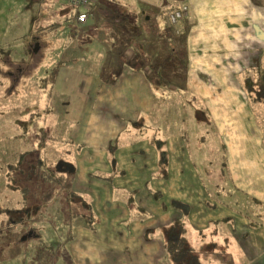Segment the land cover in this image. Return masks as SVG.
Returning a JSON list of instances; mask_svg holds the SVG:
<instances>
[{"label":"rangeland","instance_id":"rangeland-1","mask_svg":"<svg viewBox=\"0 0 264 264\" xmlns=\"http://www.w3.org/2000/svg\"><path fill=\"white\" fill-rule=\"evenodd\" d=\"M173 1L99 2L94 11L98 19L96 17L92 25L91 22L85 24L86 27L91 26L89 29H84V25L72 26L69 20L67 22L66 18L70 17L73 8L69 9L63 0H9L8 3H0V48L11 49L10 52L0 50V264H73L69 247H72L71 241H76L75 236L107 233L102 227V220L109 215L105 216L100 207L96 213L92 199L79 192L76 193L84 197L85 205L78 203L76 198L70 199L67 193L71 189L68 168L62 166L59 172L54 167L64 161L72 167L81 157L82 147L77 146L74 139L89 142L90 129L88 122L84 124L85 119L89 117L97 124L102 109H109L105 101L98 99V95L103 94L109 82H115L125 62L127 67L135 63V68L145 75L147 89L154 95L153 108L150 105L147 111H141L138 114L141 116L135 118L134 127L126 124V120L122 121L123 127L128 130L117 132V128L113 132V151L122 145V139H147L154 145L156 136L164 140L173 133H179L186 138L187 151L205 196V199L203 194L186 198L191 202L206 203L208 208H212L210 205L229 203L226 199L230 200L228 195L231 192L234 204H244L239 197L243 195L235 193L231 186L234 184L233 174L245 175L246 159L242 158L238 163L231 160L236 165L234 173H230L228 168V176H221L222 161L227 164L226 156H229L227 148L215 132L214 122L201 112L204 107L200 98L185 86L188 77L187 66L182 61L180 23L189 15L190 4L180 0L170 4ZM184 7L188 11L177 16L174 11ZM150 10L159 16L164 15L161 23L164 25L166 19L165 27L173 34L174 50H166L164 43L160 47L156 44L165 42L166 37L160 31L156 35L158 24ZM139 33L142 35L139 36ZM31 39L35 41H31L29 50L21 51ZM9 54L18 59V63L9 60ZM23 54L28 57L21 58ZM136 58L141 62L136 63ZM157 72L162 73L161 76L171 84L156 89L155 82L160 79ZM251 79L256 77L251 75ZM248 85L252 89L258 88L253 83ZM260 91L264 93L262 87ZM250 99L248 102L254 108V120L246 112L243 113L242 132L246 137L251 134V121H256L261 136H258L255 147L241 145L240 148L245 155L247 150V155L256 159L264 155V104ZM87 113L88 116H85ZM132 132L135 135L130 137ZM233 137L231 132L228 138ZM128 145L131 144L123 146ZM157 149V168L151 171L150 176L154 178L153 182L163 186L170 164L169 160L167 163V154H161L163 149ZM112 155L110 152L111 158ZM33 167L37 170L51 167L61 182H44L30 175ZM240 168H243L242 172ZM112 169L110 174L100 172L98 175L103 177L95 176L94 179L109 183V196L115 202V209L116 201L121 202L128 209L129 218H143L145 215L134 204L139 199V193L142 194L139 203L148 204L150 200L145 199L142 193L147 191L151 193L148 197L153 204L162 203L161 199L154 197V194L160 193L159 189L141 188L139 192L125 188V179L117 182V171ZM24 187L27 190H22ZM174 205L184 204L174 201ZM178 208L181 217L182 210L188 212L189 207ZM245 212L246 207L242 206L241 213ZM262 212L259 210L258 214ZM225 221L229 220L221 222ZM108 230L111 229L108 227ZM212 231L215 229L212 228ZM113 232L117 234L110 231ZM209 261L202 259L201 264H212ZM234 262L240 264L241 260Z\"/></svg>","mask_w":264,"mask_h":264},{"label":"crops","instance_id":"crops-1","mask_svg":"<svg viewBox=\"0 0 264 264\" xmlns=\"http://www.w3.org/2000/svg\"><path fill=\"white\" fill-rule=\"evenodd\" d=\"M8 1L0 0V3ZM176 1L178 0L170 4ZM180 1L190 4L189 15L180 23V36L183 38L180 40L183 43L182 61H185L187 66L188 77V84L185 86L190 88L189 91L196 93L204 107L201 112L207 114L210 121L214 122L217 129L215 132H218L227 148L229 156L226 157L230 173H234L236 166L231 160L238 163L240 159H246L245 175L232 176L234 184H231V187L235 193L255 198L264 204V155L253 159V156L247 155V150L245 155L240 148L241 145L255 147L258 136H261V129L256 121H251V134L248 133L247 137L243 134L241 115L246 112V115L254 120V108L248 102L250 97L264 104L261 102L264 101V93L260 91L264 83L261 75V71H264V0ZM150 14L154 17L156 25L158 24L156 35L157 31H160L166 37L165 42L156 44L160 47L164 43L166 50H174L173 34L169 33L167 26L165 27L166 19L164 25L161 23L164 15L159 16L151 10ZM95 16L93 13V20L88 18L85 24L95 23ZM72 25L75 24L72 22ZM89 27L91 26H85L84 29ZM141 35L142 33H139V36ZM33 40L35 41L31 39L21 51L29 50ZM0 50L11 51L9 48ZM26 55L23 54L21 58L28 57ZM7 56L12 62L18 63V59H13L10 54ZM135 62L141 61L136 58ZM126 66L125 62L115 82L107 81L106 83H109L102 91L103 94L98 95V99L105 101L109 106L107 110L102 109L100 121L95 124L89 117L85 119L84 124L88 122L90 129L89 142L74 139L77 146L82 147L81 157L76 159L72 167H68L66 161L62 165L68 168L70 188L92 199L96 213L100 207L105 216L109 215L102 220V227L107 233L82 237L77 235L74 237L76 241H71L72 247L69 248L73 264H169L166 255V258L164 257L161 231L165 225L174 223L181 215L174 201L189 207L185 223L187 240L191 244L197 243V246H207L204 250L206 252L199 256L201 259L211 260L209 263L212 264H222L224 260L227 262L232 257V260H241L240 264H264V224L257 222V227H253L250 222L256 219L253 220L252 214L247 215L251 213L250 210L246 208V213H241L244 204H234L231 200L229 204H216L208 208L206 203L191 202L186 198L203 194L205 199V196L200 177L193 169L185 137L179 133H173L164 140L156 136V141L153 142L156 147L147 139H122V145L113 151V132L117 128V132L128 130L123 127L122 121L126 120V124H132L134 127L135 118L141 116L138 114L147 111L150 105L153 108L154 95L147 89L148 81L145 75L135 68V63L130 67ZM251 75L256 79H251ZM194 79L197 90H194L190 83V80ZM248 83H253L254 87L258 86L259 90H248ZM144 100L146 102H143ZM85 116H88V113ZM231 132L232 137L235 135L232 139L228 138ZM80 135L79 133V138ZM125 143L131 145L123 146ZM157 148L163 149L161 154H167V163L169 160L170 164L165 172L167 177L163 186L159 182H153L154 178L150 176L151 171L157 168ZM110 152L113 154L112 158ZM161 160L166 161L164 158ZM112 168L117 171V182L125 179V188L139 192L141 188L159 189L165 208L161 203L153 204L148 197L151 193L147 191L142 193L145 199L150 200L148 204L139 203L142 199L141 193L136 201L144 210L143 218H129L130 213L121 202L116 201L115 209V202L109 196V183L97 182L93 175L95 171L110 174ZM240 169L242 172L243 168ZM120 170L123 172L120 173ZM254 206L252 210H256V205ZM225 219L229 221L221 222ZM108 227L111 230H108ZM212 228L215 229L214 232H211Z\"/></svg>","mask_w":264,"mask_h":264},{"label":"trees","instance_id":"trees-1","mask_svg":"<svg viewBox=\"0 0 264 264\" xmlns=\"http://www.w3.org/2000/svg\"><path fill=\"white\" fill-rule=\"evenodd\" d=\"M64 4L66 5L67 1L63 0ZM99 2H104V0H93V3L90 6L89 9V13L90 16L89 17L91 20H93V13L95 11V7ZM67 6V5H66ZM70 9V6H67ZM73 10H70V17H67L66 20H70L71 22H73L75 25L72 26H80V25H84V23H77L75 21V18L73 16ZM97 16H95L96 18ZM98 19V17H97ZM71 24V23H70ZM91 28V27H89ZM183 44V43H181ZM127 67V66H126ZM159 76V80L158 82H155V88H161L163 85H170V81L165 78H163V76H161L160 73H158ZM261 75H262V79L264 81V71H261ZM183 88V87H182ZM251 88H248V90H250ZM261 89V88H260ZM262 89L264 90V83L262 84ZM263 94V93H262ZM206 115V114H204ZM197 117V116H196ZM183 118H185V116H183ZM202 118L199 117V121H201ZM222 147L224 148L223 144ZM40 163V161H38ZM225 166V167H223ZM41 169H36V167H33L32 170L34 171H29L30 175H35L36 177H38V179H41L44 182L47 181H51V182H61L60 177L55 176V174L53 173V170L51 169V167H45ZM98 174L100 173H95L93 174L94 176L98 177V178H102L101 176H99ZM220 174L221 176L225 175L228 176L229 172H228V166L227 164L222 161V165H221V169H220ZM220 180V178H218ZM27 190L26 187L22 188V190ZM68 195H70L71 197H69L70 199L76 198V200L78 201V203H82L84 204V197L82 195H80L79 193H76L74 191H72L71 189L67 190ZM232 198L233 194L230 192V194L228 195ZM25 198V196H23ZM73 197V198H72ZM154 197H156L158 200L161 199L162 195L161 193H156L154 194ZM240 199H242L244 201V205L246 208H248L250 210V214L247 215H253V221L251 220V225L253 227H257L258 223H263L264 224V204L260 201H258L255 198H251L248 196H239ZM230 198V200L227 198L226 201H228L229 203H231L232 199ZM225 200V199H224ZM241 201V200H240ZM227 203V204H229ZM176 204V203H175ZM85 205V204H84ZM137 210H139V212H143V208L136 205V203L134 204ZM161 205L163 206V208H165V203L162 202ZM210 205V204H208ZM256 205V210H252ZM177 207H183L186 205H176ZM211 207H214L215 205H210ZM187 207V206H186ZM253 207V208H252ZM91 208H89L90 210ZM182 210V209H181ZM259 210H263V212L261 213V215L258 214ZM257 211V212H256ZM92 212V211H91ZM182 216L177 218L176 220H174V223H170L169 225H165L162 228V239H163V244H164V251H165V255L168 258L169 264H201L202 263V259L199 257L200 254H203L206 247L203 244L197 246V244H191L190 242H188L187 240V226H185V223L187 222L188 219V212L182 210ZM246 213V212H245ZM93 216V213H92ZM92 216H90V218H93ZM226 220V219H225ZM258 222V223H257ZM202 233V231H200ZM214 232V231H211ZM165 257V258H166ZM235 259L232 260V257H230L228 259V261L226 262V260L223 261V263L225 264H232L235 263L234 262Z\"/></svg>","mask_w":264,"mask_h":264},{"label":"built area","instance_id":"built-area-1","mask_svg":"<svg viewBox=\"0 0 264 264\" xmlns=\"http://www.w3.org/2000/svg\"><path fill=\"white\" fill-rule=\"evenodd\" d=\"M67 6L72 7L73 9V16L75 18V21L77 23H86L87 19L90 17V13L88 12L90 9L91 4L93 3V0H66ZM187 7L180 8L175 10L177 16L184 15L187 12ZM172 12V11H171ZM173 15V14H172Z\"/></svg>","mask_w":264,"mask_h":264},{"label":"flooded vegetation","instance_id":"flooded-vegetation-1","mask_svg":"<svg viewBox=\"0 0 264 264\" xmlns=\"http://www.w3.org/2000/svg\"><path fill=\"white\" fill-rule=\"evenodd\" d=\"M68 22V21H67ZM71 22H70V20H69V24H70ZM64 163H62V162H59V164L57 165V166H55L54 167V169L56 170V171H61L62 170V165H63ZM7 212V211H6Z\"/></svg>","mask_w":264,"mask_h":264},{"label":"bare ground","instance_id":"bare-ground-1","mask_svg":"<svg viewBox=\"0 0 264 264\" xmlns=\"http://www.w3.org/2000/svg\"><path fill=\"white\" fill-rule=\"evenodd\" d=\"M190 81H191L190 83H191V85H192V88H193L194 90H197V86L194 85V81H195V79H194V80H190ZM134 135H135V134H134L133 132L129 134L130 137H132V136H134ZM231 150H232V149H231Z\"/></svg>","mask_w":264,"mask_h":264}]
</instances>
